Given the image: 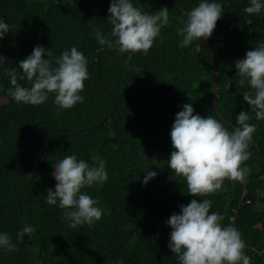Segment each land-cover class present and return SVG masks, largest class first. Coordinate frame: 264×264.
<instances>
[{
    "label": "trees",
    "instance_id": "obj_1",
    "mask_svg": "<svg viewBox=\"0 0 264 264\" xmlns=\"http://www.w3.org/2000/svg\"><path fill=\"white\" fill-rule=\"evenodd\" d=\"M157 1L130 0L148 14L169 10V25L145 55L121 54L98 43L97 29L114 39L107 22L111 0H0V18L15 25L0 40L8 67L18 68L37 46L53 52L44 58L55 66L64 50L76 47L89 73L80 93L83 103L65 110L55 105V94L39 106L15 102L8 95L10 78L0 72V233H8L18 248H0V264H179L168 247L172 229L167 221L192 199L211 200L210 214L224 217L222 227L233 226L242 183L225 180L226 191L192 197L186 181L168 168L174 150L170 132L185 104L195 115L220 120L229 132L242 111L257 127L245 162L252 171L236 228L254 248H245L251 264H264V196L256 194V189L264 192V121L243 100L241 93L250 85L239 81L235 69L247 51L264 43V10L248 15L249 0H208L223 7L212 37L182 48L177 28L202 0ZM18 83L30 87L26 80ZM67 155L90 166L103 160L108 174L103 185L82 189L99 200L102 218L75 229L69 227L75 209H61L59 201L46 203V190H55L57 183L54 165ZM146 170L157 173L147 185ZM26 225L36 231L21 243L17 233Z\"/></svg>",
    "mask_w": 264,
    "mask_h": 264
},
{
    "label": "clouds",
    "instance_id": "obj_2",
    "mask_svg": "<svg viewBox=\"0 0 264 264\" xmlns=\"http://www.w3.org/2000/svg\"><path fill=\"white\" fill-rule=\"evenodd\" d=\"M262 10V0H249V6L244 8L248 15L260 14ZM108 11L107 22L112 26L110 36L114 39L99 29L96 30V39L100 45L116 48L121 54L142 52L147 55L161 36V29L170 23L167 7L148 14L130 0H111ZM187 16L184 26L177 28V34L183 37L182 48L193 41L211 38L223 16V7L220 3L202 0ZM14 27L0 18V40ZM45 55L52 57L53 52L37 46L29 57L19 62L18 68L8 67L6 58L0 55V72L10 78L12 85L8 95L17 103L39 106L49 99V94H55V105L65 110L83 103L80 93L89 78L84 54L76 47L64 50L55 59V66L50 59L44 58ZM235 69L239 81L246 80L250 85V91L241 93L243 100L251 106L255 118L264 121V43L247 51L245 58L236 61ZM25 80L30 87L18 83ZM251 118L249 112H240L229 132L220 120L211 115H195L191 104L183 105L170 132L174 150L167 163L174 175L186 181L189 195L206 197L217 191H226L225 180L247 182L252 170L245 162L251 157L249 149L257 130L256 125L250 123ZM152 160L158 161L156 158ZM54 168L52 176L57 183L55 190H46V203L56 205L59 201L61 209H75L70 213V228L99 221L103 216L102 209L97 206L99 200L82 193V189L94 184L103 185L108 180L105 162L99 160L98 166H90L75 155H67ZM145 173V185L157 176L151 170ZM256 194L264 196L260 189H256ZM211 206L209 199H192L189 204L180 206L179 214L170 216L167 221L172 229L170 251L178 258L179 264H251L240 231L232 225L222 227L224 217L210 214ZM35 231L33 226L26 225L17 233L18 241L22 243L26 234L31 236ZM0 248L8 252L18 250L6 232L0 233ZM117 264H124V261L117 260Z\"/></svg>",
    "mask_w": 264,
    "mask_h": 264
},
{
    "label": "water",
    "instance_id": "obj_3",
    "mask_svg": "<svg viewBox=\"0 0 264 264\" xmlns=\"http://www.w3.org/2000/svg\"><path fill=\"white\" fill-rule=\"evenodd\" d=\"M164 0H158L156 4L162 2ZM170 1V0H169ZM204 42L207 43V40H204ZM104 52H107L106 50L102 51V52H99L98 53V59H99V56L101 55V53H104ZM213 61V76H212V83H213V95H214V105H215V108L217 109V105H218V87H217V71H216V65H215V59L213 58L212 59ZM219 117H222L221 113H218ZM255 145L254 141L252 140L251 142V145H250V149ZM246 195H247V186H246V183H243V189H242V194H241V199L239 201V204H238V207L235 211V214H234V218H233V226L236 227V224H237V220H238V217H239V213H240V210L242 208V206L244 205V202H245V198H246ZM247 248H250V249H254L253 247H250V246H247ZM261 257H263V254L261 252H257Z\"/></svg>",
    "mask_w": 264,
    "mask_h": 264
},
{
    "label": "rangeland",
    "instance_id": "obj_4",
    "mask_svg": "<svg viewBox=\"0 0 264 264\" xmlns=\"http://www.w3.org/2000/svg\"><path fill=\"white\" fill-rule=\"evenodd\" d=\"M69 216H71V215L69 214Z\"/></svg>",
    "mask_w": 264,
    "mask_h": 264
}]
</instances>
